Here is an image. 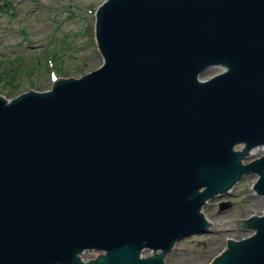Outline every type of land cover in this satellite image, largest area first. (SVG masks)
<instances>
[{
	"label": "water",
	"instance_id": "water-1",
	"mask_svg": "<svg viewBox=\"0 0 264 264\" xmlns=\"http://www.w3.org/2000/svg\"><path fill=\"white\" fill-rule=\"evenodd\" d=\"M96 38L98 70L0 96V264H166L212 224L254 231L212 264H264V214H203L264 196V0H107Z\"/></svg>",
	"mask_w": 264,
	"mask_h": 264
},
{
	"label": "rangeland",
	"instance_id": "rangeland-1",
	"mask_svg": "<svg viewBox=\"0 0 264 264\" xmlns=\"http://www.w3.org/2000/svg\"><path fill=\"white\" fill-rule=\"evenodd\" d=\"M103 1L0 0V96L10 100L29 90L49 91L56 78L80 77L98 69L103 59L93 35L94 13ZM220 72L210 68L201 78ZM262 154L264 150H256L246 162ZM256 180L255 175L243 177L230 193L210 200L204 214L215 223L261 215L264 198L251 190ZM222 203L230 205L224 212L220 211ZM251 234L212 227L209 233L178 242L167 255L166 263L210 264L227 248L228 240ZM98 255L87 252L82 257L90 260Z\"/></svg>",
	"mask_w": 264,
	"mask_h": 264
}]
</instances>
